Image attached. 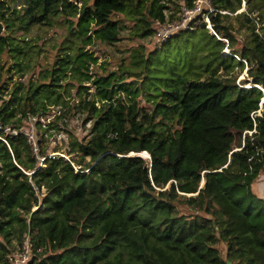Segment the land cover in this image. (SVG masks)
Here are the masks:
<instances>
[{"label":"trees","instance_id":"trees-1","mask_svg":"<svg viewBox=\"0 0 264 264\" xmlns=\"http://www.w3.org/2000/svg\"><path fill=\"white\" fill-rule=\"evenodd\" d=\"M174 1L0 0V123L17 131L0 141V264L25 240L27 264H264V0H209L114 67L91 50L120 40L116 13L152 38ZM50 113L73 159L21 131Z\"/></svg>","mask_w":264,"mask_h":264},{"label":"rangeland","instance_id":"rangeland-1","mask_svg":"<svg viewBox=\"0 0 264 264\" xmlns=\"http://www.w3.org/2000/svg\"><path fill=\"white\" fill-rule=\"evenodd\" d=\"M206 1V0H203ZM177 6L173 7L171 6V10L174 12V18L172 20H168L167 25H158L155 23L156 29H161L165 31H173L174 29L180 27V26H186L187 21L194 16L192 13H188L185 10L188 9L185 6L184 0H175ZM105 9H111L109 6L105 5ZM246 7L245 1H243L242 7L237 11L241 12L244 11ZM115 19H118L120 22L121 30H120V40L114 44V45H105L102 43L97 42L94 46L91 47V50L95 51L96 55L99 57V61L106 60L111 67H114V63L116 60H118L122 56H128L129 50L132 46H137L139 44L146 45V50H150L154 47V45L160 43V38L157 36L155 33L152 38H145L141 39L136 36H133L130 31L132 28V23L125 18L123 15L116 13L115 14ZM174 22L177 23V25L174 24ZM171 23V24H170ZM4 26V24H3ZM48 34V37L52 34L51 31ZM61 31L58 30V34H60ZM36 37V32L33 29L31 32H29L26 36L27 40H33ZM238 47V46H237ZM224 53H229L230 50L228 48L223 50ZM53 54L52 51H47L43 52L42 55L39 57L40 62L37 64L35 67V71L32 74L33 76L36 75L37 70L39 69V66L44 62L43 59L46 56H51ZM14 78L12 79V83L15 80H18V75H13ZM28 76V75H27ZM245 76V72L241 74L239 78H243ZM27 77L24 76L23 79H26ZM251 86L245 85V87ZM10 87V86H9ZM71 93H75V90L73 89ZM54 112L58 107H52ZM53 118V113H50L48 115H45L39 119L41 123L40 129L37 128V125L34 122V119L31 120H24L23 121V126L21 128V131L24 132L27 135L29 143L32 145L34 152L37 154L38 153V139L43 141L44 148L48 152V156H53V155H61L66 159H73L75 157L74 153H67L68 151V146H67V134L64 133L63 131L60 130H55V129H48V122ZM88 125H83L82 122L75 118L72 119L68 123V129L73 133L75 137H82L86 135ZM13 129V128H12ZM44 137V139L42 138ZM135 154V153H132ZM141 156L148 157L149 155L145 152L140 153ZM78 167V166H76ZM203 184V181H201L200 185ZM252 190L256 194V196L263 198L264 199V172H260V174L256 177L254 182L252 183ZM36 208V207H33ZM179 210L183 213H191L190 209L187 208L184 204L179 205ZM1 239V238H0ZM16 244H13L15 247ZM219 248L222 251L223 256L225 257V246L223 243L219 244ZM18 247L16 246L14 249L11 250L10 255L15 253L17 251Z\"/></svg>","mask_w":264,"mask_h":264},{"label":"built area","instance_id":"built-area-1","mask_svg":"<svg viewBox=\"0 0 264 264\" xmlns=\"http://www.w3.org/2000/svg\"><path fill=\"white\" fill-rule=\"evenodd\" d=\"M185 11L188 12V13L194 14V16H192L187 21L186 24L188 25L189 21L191 19L195 18L198 14H201V15L205 14L206 15V12H211V11H213V9H212V7L210 5V1L209 0H206V1L195 0L193 8H188ZM205 20L207 22V27L214 33V31L212 30V27H211L209 19L206 17ZM167 24H168V22L166 24H163V25H167ZM174 24L177 25L176 22H174ZM180 27H184V26H180ZM178 28H176V29H178ZM176 29H174V30H176ZM170 32L158 29L156 34H157V36L160 39H164V38H166L168 36V33H170ZM214 35L216 37H218L216 35V33H214ZM16 134H17V131L12 129L11 126H3L0 123V141H2V142H4L5 144L8 145V140H7L6 136H11V135H16ZM32 256H33L32 248H31L30 244L28 243V241L25 240L23 242L22 246L19 249H17V251L15 253H13L12 255H9L8 259L10 261V264H27L31 260Z\"/></svg>","mask_w":264,"mask_h":264},{"label":"water","instance_id":"water-1","mask_svg":"<svg viewBox=\"0 0 264 264\" xmlns=\"http://www.w3.org/2000/svg\"><path fill=\"white\" fill-rule=\"evenodd\" d=\"M260 88V87H259ZM129 155H135V154H132V153H130ZM139 155H141L140 153H139ZM202 185V184H201Z\"/></svg>","mask_w":264,"mask_h":264}]
</instances>
